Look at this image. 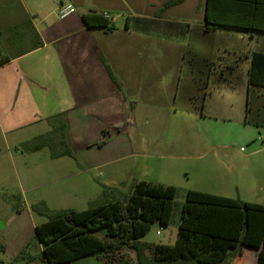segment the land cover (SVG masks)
Listing matches in <instances>:
<instances>
[{"label":"crops","instance_id":"crops-1","mask_svg":"<svg viewBox=\"0 0 264 264\" xmlns=\"http://www.w3.org/2000/svg\"><path fill=\"white\" fill-rule=\"evenodd\" d=\"M168 1L0 0V31L14 32L0 51V141L20 186L53 185L52 197L40 200L49 211L98 205L100 188L91 180L104 174L121 187L112 188L114 198L132 182H150L173 187L181 207L188 191L264 206V144L241 151L255 136L245 122L248 103L241 112L223 97L248 93L250 56L264 53V0H249L241 13L229 5L215 11L253 27L211 30L206 0L163 9ZM59 4L76 11L58 19ZM102 13L112 18L109 30L82 21ZM244 37L261 48L243 50ZM250 93L256 108L248 115L264 125V89ZM60 114L71 158L16 149L47 134L46 119ZM156 170L154 178L148 174ZM175 207L167 228L177 235L181 208ZM29 209L24 203L15 211L26 212L34 231L47 219ZM243 249L256 254V264L258 249Z\"/></svg>","mask_w":264,"mask_h":264},{"label":"trees","instance_id":"trees-1","mask_svg":"<svg viewBox=\"0 0 264 264\" xmlns=\"http://www.w3.org/2000/svg\"><path fill=\"white\" fill-rule=\"evenodd\" d=\"M182 1H168L163 9ZM248 4L249 0H206L205 29L253 27V23L244 24L236 16L222 19L215 12L219 9L224 12L225 5H229L231 12L241 13V9H248ZM82 21L88 28L109 30L108 23L98 14L84 15ZM248 86V93L264 89V53L254 52L250 56ZM246 111V123L264 127L256 124L252 116L248 119V105ZM46 121L50 125L47 134L21 143L16 149L34 153L47 148L51 159L71 158L63 115ZM107 190H102L98 205L81 212H51L44 203L31 206L34 214L47 221L34 229L41 250L37 256L28 257L26 264H32L34 259L38 264H68L85 257H95L102 264H226L246 247L258 249L256 264H264V206L188 191L181 207L175 244H148L141 239L152 224L163 229L169 226L175 189L132 182L122 199L114 198L113 191ZM124 249L133 252V262L121 261ZM24 254L21 252L22 258Z\"/></svg>","mask_w":264,"mask_h":264},{"label":"rangeland","instance_id":"rangeland-1","mask_svg":"<svg viewBox=\"0 0 264 264\" xmlns=\"http://www.w3.org/2000/svg\"><path fill=\"white\" fill-rule=\"evenodd\" d=\"M10 34H14V32L10 33L7 31H2V30L0 31V51L3 50V48H6L9 40L12 39ZM232 37L234 39H240L239 38L240 36L236 34H233ZM239 43L241 45L243 44L244 46L243 50L249 48L250 52H253L256 49L261 48L259 47L258 45L259 43L256 39L249 40L247 37H244L243 40H239ZM242 66L244 67L245 64ZM243 80H245V77L244 78L242 77L239 80L238 85L240 87L241 84L243 83ZM223 97L224 100L226 99V97L230 98L226 101V103L233 104L234 108L235 109L239 108L241 112L245 108L246 101L248 103L247 105L249 109L251 107L256 108V106L253 105L252 94L251 93L246 94L245 89L243 90L240 89L239 93H235V94L232 93V94L224 95ZM248 119H250L249 115H248ZM250 126H249L250 132L255 133L254 139L249 141L248 143L249 146H246L243 143L241 145L242 147L241 151H246L248 150L247 147L250 148V146H253L255 144L262 147V145L259 142V138H264V128H260V127L254 128L253 126L251 128ZM163 136L165 137V134ZM169 137H172V133L169 134ZM2 144L3 143L0 141V264H7V263L26 264L25 261H27L26 259H28V257H34L39 254L37 250L38 245L34 237L33 228H31L27 223V216L25 214L26 212L24 213L22 211H19L18 213H16L15 210L18 209L19 207L20 208L23 207L24 203L27 205V208H30L29 205L31 204H32L31 206H33L38 203H43L40 202V200H41V196L44 195L50 199L53 193L52 192L53 185L39 187L37 183H31L30 185L20 186L16 180L17 175L13 170L14 162L11 158L8 157V153H7L8 151L4 150ZM12 150L15 151V149L11 148L9 152H12ZM44 151L45 153L49 152L47 148H44ZM65 160L69 161L67 159ZM148 174L154 178L155 175H158L160 173L156 170L154 172L148 171ZM106 175L107 174H104L103 177L99 176L98 177L99 179H96L94 181L91 180V183H93L96 187H98V189L100 188L99 189L100 192H102L101 188L108 189L107 191L111 192L110 190L114 191V189H112L113 187L116 188L120 187V185H115V183H112L111 179L109 180L102 179V178H108V176ZM127 193H128L127 189H123L121 190V193L118 194L116 193L115 196L116 198L122 199ZM174 202L176 204L175 207L176 210L180 209L181 208L180 204L182 203V199L176 197V199H174ZM7 208L8 211H6ZM23 209L24 208H22V210ZM179 212L181 211L179 210ZM12 214L15 215V218H12ZM36 222H38L37 219ZM156 232H158L159 234L157 235ZM141 241L148 244H164V245L172 246L176 242V229L175 228L163 229V228H159L156 224H152L149 228L148 233L141 239ZM21 252H25L23 257L24 259L20 255ZM255 257L256 254L249 253L247 249L246 250L243 249L240 255L231 258L230 260L227 261L226 264H253L251 262L254 260ZM34 260L32 264H38L37 259ZM125 260L132 262L135 260V256L132 251L127 249L121 251V261H125ZM71 264H102V263L98 261L96 258L88 257L85 258L84 260L73 262Z\"/></svg>","mask_w":264,"mask_h":264},{"label":"built area","instance_id":"built-area-1","mask_svg":"<svg viewBox=\"0 0 264 264\" xmlns=\"http://www.w3.org/2000/svg\"><path fill=\"white\" fill-rule=\"evenodd\" d=\"M75 11H76L75 7L71 4H65V5L59 4L56 15L58 19H64L68 17L69 15H72L73 13H75ZM100 16L108 24L112 22V18H110L106 13H102L100 14ZM259 140L261 141L262 144H264V138H259ZM157 235H158V232H157Z\"/></svg>","mask_w":264,"mask_h":264}]
</instances>
